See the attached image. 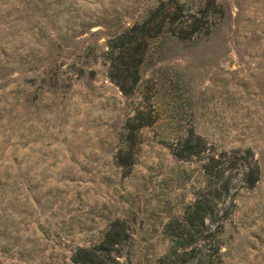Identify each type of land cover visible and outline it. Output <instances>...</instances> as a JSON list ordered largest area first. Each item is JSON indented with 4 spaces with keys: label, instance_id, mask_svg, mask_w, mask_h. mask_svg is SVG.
Masks as SVG:
<instances>
[{
    "label": "rangeland",
    "instance_id": "374dc122",
    "mask_svg": "<svg viewBox=\"0 0 264 264\" xmlns=\"http://www.w3.org/2000/svg\"><path fill=\"white\" fill-rule=\"evenodd\" d=\"M4 1L0 177L21 189L0 199V264H69L116 219L127 234L119 262L159 264L166 224L206 182L203 158L172 153L189 128L216 154L254 153L260 179L237 183L220 252L224 264H264V0H216L224 15L209 34L152 40L130 95L109 78L106 43L159 0H47L45 10L25 0L34 4L17 14ZM137 110L154 123L137 131L125 169L116 155Z\"/></svg>",
    "mask_w": 264,
    "mask_h": 264
},
{
    "label": "trees",
    "instance_id": "16d2710c",
    "mask_svg": "<svg viewBox=\"0 0 264 264\" xmlns=\"http://www.w3.org/2000/svg\"><path fill=\"white\" fill-rule=\"evenodd\" d=\"M9 2L14 3L15 13L20 11L22 4H34V1L29 4L25 0L4 1L5 4ZM38 2L44 6L47 0ZM223 15L224 8L216 0H206L196 7L181 0H159L144 20L108 39L105 56L110 80L124 95L132 94L140 81V69L152 40L168 35L185 41L200 34H209L215 24L214 17ZM153 123L154 118L144 110H137L128 118L124 127V144L116 155L118 166L128 169L133 164L137 131ZM171 149L173 155L181 160L203 158L206 182L183 214L166 224L169 245L159 264H224L220 252L221 234L224 221L235 206L236 185L240 183L241 187L253 188L260 179L259 163L250 148L218 154L208 150L203 137L192 128L187 129ZM25 184L29 193L32 190L31 179H27ZM19 189L16 179L0 177V199L5 193L14 195ZM126 237L124 223L116 219L110 223L98 244L77 246L71 252L69 264H121L118 257Z\"/></svg>",
    "mask_w": 264,
    "mask_h": 264
}]
</instances>
